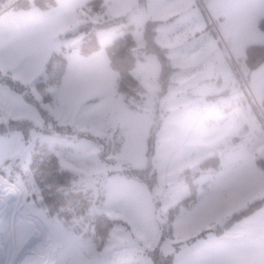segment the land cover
Returning <instances> with one entry per match:
<instances>
[{
  "label": "crops",
  "instance_id": "obj_1",
  "mask_svg": "<svg viewBox=\"0 0 264 264\" xmlns=\"http://www.w3.org/2000/svg\"><path fill=\"white\" fill-rule=\"evenodd\" d=\"M89 1L91 0H55V4L47 9H12L13 4L7 5L0 12V69L11 73L10 66L16 63L17 80L31 83L40 75L54 49L58 50L56 42L52 44L55 32L60 35L57 30L80 29L86 24H91L97 29L106 28L96 32L94 30L101 47L99 50L82 56L78 53V45L72 47L67 55L60 85L54 87L57 92L56 105L71 110L67 111L62 122L75 126L99 123L101 120L105 123L104 117L109 114L105 112L106 109H122L124 106L120 104L121 97H118L115 90L116 73L110 67L103 47L120 35L126 25H131L138 52L142 53L144 25L148 21L155 22V41L165 48L173 70L167 89L160 95L157 105L161 122L156 119L152 127H161L163 123L171 125L175 135L176 126L182 124L188 114L176 110H196V105L181 100L186 90L192 92L193 96L204 98L202 107L193 117L199 122L204 121L206 125L216 124L221 127L200 137L208 139L212 147V151L205 158L216 156L218 161L216 167L200 166L199 170L194 171L192 180L196 185V199L183 207L193 211L188 216L186 229L180 232L177 238L173 234V221L179 215V209L171 220L170 235L162 238V230L158 227L157 234L154 233L156 239L151 235L146 237L152 242L143 251L151 244H158L162 254L172 255V264H264V207L237 219L219 234L213 232L215 227L201 228L206 225L198 224L195 229L190 225L196 221H226L254 200L264 197V171L256 162L257 159H264V130L252 110L253 104L259 106L262 97L260 100L259 97L252 99L248 94L245 98L241 96L245 89L242 81L233 72L231 48L219 41L211 23L212 16L220 14L218 3L214 0H100L102 11L84 10L82 7ZM219 1L227 3L232 13L239 11L244 22L249 19V13L258 10L259 3L263 5V0ZM106 18H114L117 21L114 24L101 25ZM257 18L254 19L255 22ZM250 43L253 42L248 41L239 47L236 53L242 55L244 46ZM201 44L205 47L203 53L199 47ZM216 44L221 49L220 55L213 52ZM151 56L152 54H147L139 58L132 69L133 75L140 82L141 76L149 71L148 67L152 64L151 71L154 76L158 75L160 82V61L157 59L158 62H154ZM256 69L263 70L264 62ZM208 84L212 86L211 93H202ZM257 91L258 95L263 96L261 88ZM10 97L18 99L19 106L27 109L29 113L32 111L26 106L27 102L23 98L0 85V104L7 103ZM104 97L109 99L108 106L104 102L101 103ZM77 111L85 118L75 123L69 121ZM246 112H252V117H245ZM229 126H232V129ZM242 132H248L252 137L248 146L240 140L239 135ZM168 135L174 136L172 132ZM157 136L158 129L155 132L154 144ZM119 140L121 141L117 144L120 146L123 139ZM169 141L167 139L171 144L172 140ZM65 149L72 151L71 146ZM253 152H259L261 157H251ZM180 169H184L183 165ZM207 173L208 176L204 180L197 181ZM185 185L180 187V190L184 193L187 189L189 193L187 182ZM227 207L228 213L224 215V219L217 216ZM227 214L231 215L226 217ZM157 221L162 222L160 225L164 224V219L155 218V225H158ZM202 232L206 234L200 237ZM138 259L139 257H134L132 264Z\"/></svg>",
  "mask_w": 264,
  "mask_h": 264
},
{
  "label": "rangeland",
  "instance_id": "obj_2",
  "mask_svg": "<svg viewBox=\"0 0 264 264\" xmlns=\"http://www.w3.org/2000/svg\"><path fill=\"white\" fill-rule=\"evenodd\" d=\"M17 1L19 0H0V4L6 8ZM214 1L218 3L220 14L212 16L211 23L219 41L231 48L233 72L239 76L238 79L242 81L245 89L241 96L245 98L248 94L252 99L259 97L261 100L264 96V69L248 71L243 62L246 46L242 55H238L236 51L248 41L264 42V32L257 28L254 20L264 16V0L263 5L259 3L257 11L249 13L246 22L239 11L232 13L230 6L224 1ZM78 29L60 28L57 30L60 35L55 32L52 44L56 42L58 49L76 47L85 36ZM93 29L96 32L106 28ZM67 32L77 33L67 36ZM136 36L135 38L138 37ZM199 47L203 53L204 45ZM213 52L222 54L217 44ZM151 57L154 62H158L156 56ZM10 69L17 79L16 63ZM148 69L141 76V109H130L117 94L124 107L106 109L105 112L109 114L104 117L105 123L101 120L99 123L75 126L62 122L67 111L71 110L56 105L57 92L54 86L47 91L53 96V102H42L50 115L47 119L27 101L26 106L32 110L30 113L19 106L18 99L12 97L7 103L0 104V264H132L134 257H140L143 249L152 242L146 237L151 235L156 239L154 233L157 234L156 231L161 226L159 223L162 222L157 221L158 225H155V218L166 219L169 210L188 194L187 189L182 193L180 187L185 185L186 177H192L194 171L200 169V162L212 151L210 141L200 137L221 126H209L193 117L202 107L204 98L193 96L192 92L186 90L181 100L190 101L193 106L196 105V110H176L188 114L184 122L176 126L175 135L171 125L163 123V126L155 127L158 129V136L149 159L147 135L156 119L161 122V114L157 109L160 102L158 75L154 76L151 71L153 64ZM211 87L206 85L202 93H211ZM258 88H261L263 96L258 95ZM33 94L40 100L38 92L33 91ZM108 100V97H104L101 103L108 106ZM82 118H85L84 115L77 111L69 121L80 122ZM98 119L99 116L96 120ZM13 122L20 123V128H12ZM229 128L232 129V126ZM171 132L174 136L170 137L168 134ZM119 139H123L120 146L117 144L121 141ZM167 139L172 140L171 144ZM35 143L46 145L58 156L63 169L77 175V185L90 190L91 212H104L114 220L112 231L103 248L95 247L91 235H85L84 232L76 234L78 223L75 219L72 222L73 227L67 226L63 218L57 214H48L38 205L30 179L27 177L25 182L22 178ZM67 146H71L72 151L65 149ZM252 155L261 157L259 152H253L251 157ZM150 164L151 170L147 176L145 172L139 173ZM182 165L185 170L180 169ZM207 176L208 173L197 181L204 180ZM152 180V185H148ZM180 209L179 215L173 221L175 237L186 229L188 216L193 212L183 207ZM226 213L228 207L217 216L223 218ZM230 215L227 214L226 217ZM222 221H196L190 225L195 229L198 224L206 225L201 228L209 229L222 224Z\"/></svg>",
  "mask_w": 264,
  "mask_h": 264
},
{
  "label": "trees",
  "instance_id": "obj_3",
  "mask_svg": "<svg viewBox=\"0 0 264 264\" xmlns=\"http://www.w3.org/2000/svg\"><path fill=\"white\" fill-rule=\"evenodd\" d=\"M54 4L55 0H19L13 4L12 9H47ZM4 8L0 4V11ZM82 8L88 11H102V4L100 0H91ZM116 21L117 19L114 18H106L101 25L106 26L114 24ZM256 24L258 29L264 32V16L258 19ZM93 28L94 26L88 24L82 26L78 30L85 34L77 47L78 53L82 56L90 55L101 48ZM131 28V25H126L122 29V33L115 37L110 43L106 44L103 49L110 67L116 73V93L121 97L123 103L127 107L133 110H140L143 98V86L140 80L132 73L136 61L147 54L155 55L159 59L162 68L159 78L161 83L159 95H162L167 89L173 68L167 57L165 48L159 46L155 41V22L148 21L144 25V46L142 48V53L138 52L137 44L131 33ZM77 32L67 33L66 35H75ZM72 49L73 48L61 47L53 51L47 59L42 72L32 84L23 83L15 79L10 72L0 69V85L20 95L25 101L39 110L44 119H47L50 115L43 107L42 102H53V96L47 92L48 88L60 85L67 63V55ZM243 62L248 71L262 64L264 62V42L247 45L244 50ZM33 91L39 93L40 100L33 94ZM252 106L255 118L259 121L264 130V96L259 106L255 104ZM21 122L22 121H20V123ZM20 123L13 122L12 128H20ZM17 124H19V126H17ZM155 132L156 129L154 126L151 128L146 139L149 159L154 151ZM217 161L218 158L213 156L202 161L200 166L202 168L216 167ZM256 162L264 171V159H257ZM150 170L151 164L145 169L140 170V172L139 170L137 171L140 174L145 172L147 176ZM27 177L31 181L30 185L32 186L31 188L34 189V196L37 199L38 205L45 209L48 214H57L60 218H63L67 226L71 227L75 219L78 223L76 234H82V232H84L85 235H91L95 247L97 249L103 248L112 231L114 220L108 217L104 212L90 211L92 205V194L90 190L82 189L77 185V175L70 170L63 169L60 165L58 156L51 152L46 145L40 146L35 143L32 147L27 170L25 174L22 173V178H24L25 182ZM192 179L193 176L186 177L189 188L188 195L179 200L176 205L169 210L168 217L164 219V224L159 226L162 230V238L170 235L171 220L175 214L178 213L179 209L190 205L196 199V185ZM152 183L153 180L149 182L148 185L151 186ZM260 207H264V197L254 200L239 212L232 214L229 219L215 227L213 232L219 234L237 219L254 212ZM205 234L206 233L202 232L200 237ZM149 258L151 264H172V255L162 254L159 251L158 244L154 245L150 250Z\"/></svg>",
  "mask_w": 264,
  "mask_h": 264
},
{
  "label": "built area",
  "instance_id": "obj_4",
  "mask_svg": "<svg viewBox=\"0 0 264 264\" xmlns=\"http://www.w3.org/2000/svg\"><path fill=\"white\" fill-rule=\"evenodd\" d=\"M245 87L247 88V84L245 85ZM245 117H252V112H246L245 113ZM240 140L242 141V143L246 146H248L249 141L251 140V135H249L248 132H242L240 135ZM154 247V244H151V246L148 249H145L142 253L141 256L139 257V259L136 261L135 264H151L150 262V258H149V252L150 250Z\"/></svg>",
  "mask_w": 264,
  "mask_h": 264
},
{
  "label": "water",
  "instance_id": "obj_5",
  "mask_svg": "<svg viewBox=\"0 0 264 264\" xmlns=\"http://www.w3.org/2000/svg\"><path fill=\"white\" fill-rule=\"evenodd\" d=\"M158 218V217H157Z\"/></svg>",
  "mask_w": 264,
  "mask_h": 264
}]
</instances>
